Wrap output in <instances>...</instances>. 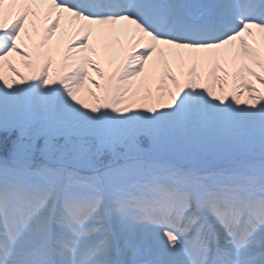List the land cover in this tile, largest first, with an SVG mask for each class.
<instances>
[{
  "label": "snow or ice",
  "instance_id": "1",
  "mask_svg": "<svg viewBox=\"0 0 264 264\" xmlns=\"http://www.w3.org/2000/svg\"><path fill=\"white\" fill-rule=\"evenodd\" d=\"M0 264H264V0H0Z\"/></svg>",
  "mask_w": 264,
  "mask_h": 264
},
{
  "label": "bare ground",
  "instance_id": "2",
  "mask_svg": "<svg viewBox=\"0 0 264 264\" xmlns=\"http://www.w3.org/2000/svg\"><path fill=\"white\" fill-rule=\"evenodd\" d=\"M17 67L19 68V70L21 71V72H23L24 74H25V72L24 71H30L29 69H27V68H25V67H23L22 66V64H17Z\"/></svg>",
  "mask_w": 264,
  "mask_h": 264
},
{
  "label": "rangeland",
  "instance_id": "3",
  "mask_svg": "<svg viewBox=\"0 0 264 264\" xmlns=\"http://www.w3.org/2000/svg\"><path fill=\"white\" fill-rule=\"evenodd\" d=\"M25 72V75H28L29 74V71H24Z\"/></svg>",
  "mask_w": 264,
  "mask_h": 264
}]
</instances>
